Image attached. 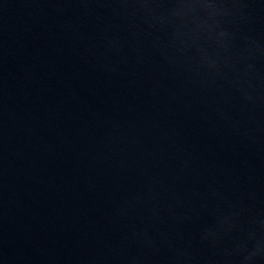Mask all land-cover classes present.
Returning a JSON list of instances; mask_svg holds the SVG:
<instances>
[{"label":"water","instance_id":"95a60500","mask_svg":"<svg viewBox=\"0 0 264 264\" xmlns=\"http://www.w3.org/2000/svg\"><path fill=\"white\" fill-rule=\"evenodd\" d=\"M0 264H264V0H0Z\"/></svg>","mask_w":264,"mask_h":264}]
</instances>
